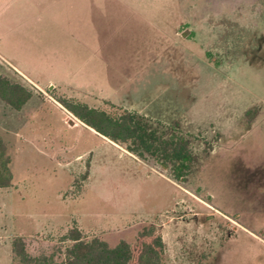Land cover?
Listing matches in <instances>:
<instances>
[{"label":"rangeland","instance_id":"1","mask_svg":"<svg viewBox=\"0 0 264 264\" xmlns=\"http://www.w3.org/2000/svg\"><path fill=\"white\" fill-rule=\"evenodd\" d=\"M0 76L33 94L20 111L0 100L14 178L0 264H20L17 237L58 255L74 226L111 247L154 228L165 264H264V0H0ZM59 98L135 112L164 135L177 125L187 182Z\"/></svg>","mask_w":264,"mask_h":264},{"label":"trees","instance_id":"2","mask_svg":"<svg viewBox=\"0 0 264 264\" xmlns=\"http://www.w3.org/2000/svg\"><path fill=\"white\" fill-rule=\"evenodd\" d=\"M32 96L25 86L0 76V100L7 106L20 111ZM57 101L98 135L117 145H125L126 150L142 162L153 160L169 170L177 184L187 182L193 166V155L189 142L177 125L168 126L171 133L164 135L151 128L146 117L135 112L124 111L118 116H111L72 98H59ZM10 165L8 146L0 138V189L13 185ZM63 241L71 244L61 249L58 255L33 257L27 252L24 239L17 237L12 242V253L20 264H165V244L154 228H145L133 244L120 241L111 247L97 237L86 241L81 230L74 226Z\"/></svg>","mask_w":264,"mask_h":264},{"label":"crops","instance_id":"3","mask_svg":"<svg viewBox=\"0 0 264 264\" xmlns=\"http://www.w3.org/2000/svg\"><path fill=\"white\" fill-rule=\"evenodd\" d=\"M13 184H14V178H13ZM12 187H13V185H12L11 187H9V188L0 189V191H1V190H10ZM12 254H13V253H12ZM13 259H14V256H13Z\"/></svg>","mask_w":264,"mask_h":264}]
</instances>
